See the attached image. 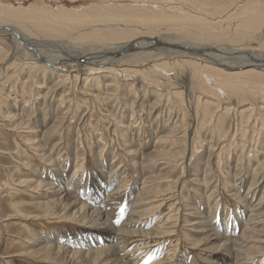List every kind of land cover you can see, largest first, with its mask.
Masks as SVG:
<instances>
[{
	"label": "rangeland",
	"instance_id": "obj_1",
	"mask_svg": "<svg viewBox=\"0 0 264 264\" xmlns=\"http://www.w3.org/2000/svg\"><path fill=\"white\" fill-rule=\"evenodd\" d=\"M253 1L0 0V24L7 23L21 30L26 37L38 42L40 49L50 58H72L83 51L101 48L113 50L121 42L142 35L186 45L229 46L264 55V0H256L257 4ZM249 2L253 3L247 5ZM62 10L68 22L57 23L53 16ZM19 12L27 16L23 18ZM81 12L94 14L93 20L83 23L84 27L83 24L74 26L67 14ZM48 14L53 20L44 17ZM31 15H38L40 25L29 21ZM102 18H107L108 22ZM119 18L125 22L118 21ZM48 21L65 30L60 29L54 33L56 36L40 31L42 25L48 26ZM6 40L0 38V62L9 58L12 64L7 69L4 63L0 67V264H101L106 258H102L104 253L101 254L105 252L102 247L106 243L94 240L106 238L107 231H101L97 222L100 220L95 221L90 210L101 206L102 202V217L106 216L117 228L124 225L128 229L167 231L172 229L169 226L182 213L184 216L189 211L190 214L207 213L213 229L220 233L223 231L231 239L241 235L248 213L241 210L238 198L245 195L251 180L255 182L250 186L251 190L256 186L259 192L257 198L262 193L260 187L264 185V109H261L264 108V96L230 91L224 83L228 80L225 78L233 77L229 82H246L248 87L255 89L257 85L253 76L235 75L231 70H221L218 66L176 54H156L145 45L146 49H135L131 56L127 53L129 57L126 59L131 60L132 65L115 66L118 71L94 73L95 67L85 63L87 61L69 62L56 70L61 75L66 70H73L68 77L63 79L54 75L48 80V71L38 69L44 65L42 61L29 59ZM230 61L232 59L224 60L226 63ZM154 63L158 65L155 68ZM53 68L56 69V65ZM97 75H105L103 84H110L104 85L109 93L102 102L92 100L83 92L91 88L90 84ZM101 80L103 78L98 79L99 84ZM37 81L39 88H35ZM42 82L46 87L50 86L47 93ZM99 89L107 92L102 85ZM35 92L43 96L42 99H36ZM20 106H27L24 109L27 116L19 120L20 124L15 129L12 126L15 120L4 118V114L16 111ZM14 107L18 108L14 110ZM165 128L168 129L166 132ZM42 134V150H51L50 160L39 158L36 153L40 150L36 151L24 142L34 136L39 139ZM159 134L164 137L158 144H161L160 148L156 149L163 152L153 151L152 145ZM208 155L211 156L210 162ZM244 165L250 166L252 171L247 180ZM30 172L34 174L32 177H29L32 175ZM205 173L211 178L204 180ZM59 174H62L61 182L66 186V193L76 198V203H70V198H66L57 208L37 206L35 195L38 188L34 190L21 180L36 178L48 183L55 181ZM112 178V188L108 189L107 180ZM191 178L199 179L202 186H194L189 181ZM93 180L102 188L101 198L96 201L91 198ZM204 191V196L208 197L200 198ZM77 201L90 206H86L84 212L82 210L84 217L87 214L85 218L72 216L71 212L80 207ZM61 208L70 209L62 213ZM132 209L135 210L133 216L147 217L143 226L132 227L123 223ZM66 215L70 218H65ZM189 217H184L180 223L182 226L179 225L175 231L177 234L171 233L159 239L143 237L146 243L143 242L141 247L157 245L159 253L152 261L165 256L175 264H204L201 257L214 261V251L220 250V243L199 240L190 244L194 229L200 231L197 238L206 231L202 223L189 226ZM234 226H237L235 231L231 229ZM116 237L126 244L127 251L130 247L139 250V237L122 231L117 232ZM87 241L92 246L84 244ZM45 245H51V248L43 250ZM240 245L242 243H238ZM58 246L66 249L57 250ZM67 249L81 252L70 256ZM135 253V256L128 253L120 255V264H136L135 260H140L142 254L141 251ZM256 263L252 261L251 264ZM263 263L262 260L257 264Z\"/></svg>",
	"mask_w": 264,
	"mask_h": 264
},
{
	"label": "bare ground",
	"instance_id": "obj_2",
	"mask_svg": "<svg viewBox=\"0 0 264 264\" xmlns=\"http://www.w3.org/2000/svg\"><path fill=\"white\" fill-rule=\"evenodd\" d=\"M256 3V0L253 1ZM253 2H249V4L247 5H250V3L252 4ZM253 4V5H256V4ZM143 4V3H142ZM128 5V4H127ZM133 5V4H132ZM135 5V4H134ZM246 5V7H247ZM108 6H111V5H108ZM116 6V5H115ZM144 6V5H143ZM154 6V5H153ZM157 6V5H156ZM259 6V5H258ZM261 6V4H260ZM58 7V6H57ZM98 7V6H97ZM112 7V6H111ZM140 7V6H139ZM249 7V6H248ZM252 7V6H251ZM21 8V7H19ZM17 8V9H19ZM23 8V7H22ZM21 8V9H22ZM91 8H94V7H91ZM114 8V6H113ZM130 8V7H129ZM135 8V7H134ZM156 8V7H155ZM159 9V7H157ZM59 9V8H57ZM61 9V8H60ZM90 9V8H88ZM109 9V8H108ZM123 9L125 10L126 7ZM128 9V8H127ZM142 9V8H140ZM34 10V9H33ZM36 10V9H35ZM34 10V11H35ZM49 10V9H48ZM84 10V9H83ZM101 10V8H100ZM117 10V9H115ZM130 10V9H129ZM139 10V8H138ZM143 10V9H142ZM146 10V9H145ZM153 10V9H152ZM157 10V9H156ZM161 10V8H160ZM165 10V8H164ZM22 11V10H21ZM26 11V10H24ZM30 11V10H29ZM32 11V10H31ZM33 11V12H34ZM37 11V10H36ZM43 11V10H42ZM40 11V12H42ZM58 11V10H57ZM65 11V10H64ZM90 11H92L90 9ZM96 11V10H95ZM39 12V11H38ZM71 12V11H70ZM100 13H103V10L102 12L99 11ZM116 12V11H115ZM124 12V11H123ZM172 12V11H171ZM27 13L30 14V12L27 11ZM37 13V12H36ZM68 13V12H66ZM95 13V12H94ZM106 13V12H105ZM104 13V14H105ZM137 13V11H136ZM17 14V13H16ZM35 14V13H34ZM43 14V13H42ZM63 10L61 13L58 14L57 12V15L53 16L54 18V21H57L58 22H61L63 20H65V22H68L66 19V17H64L63 15ZM102 14V15H104ZM110 14V13H109ZM117 14V13H116ZM130 14V13H129ZM146 14V13H145ZM150 14V13H149ZM148 14V15H149ZM161 14V13H160ZM160 14H158L160 16ZM166 15V13H164ZM18 15L20 16H23V18H25L27 15L23 14L22 13H18ZM38 15H40V13H38ZM38 15H31L29 16V18H31V20L29 21H32V23H35L37 25H40L39 22V17ZM44 15V14H43ZM42 15V16H43ZM67 15H70L68 18L70 19L71 23L74 25V26H79V25H82L83 23L85 22H88L93 20V17H94V14H89V13H73V14H67ZM99 15V13H98ZM101 15V16H102ZM108 15V14H107ZM127 15V14H126ZM133 15V14H132ZM138 15V14H137ZM143 15V14H141ZM152 15V14H150ZM25 16V17H24ZM50 16H52V14H50ZM109 16H113V15H109ZM120 16V15H119ZM147 16V15H146ZM145 16V18H146ZM156 16H157V13H156ZM167 16V15H166ZM175 16V15H174ZM44 17H46L47 19L51 20L52 18H49V14L48 15H45ZM43 17V18H44ZM107 17V16H106ZM150 17V16H149ZM152 17V16H151ZM163 17V16H162ZM169 17V16H167ZM66 18V19H65ZM157 18V17H156ZM160 18V17H158ZM99 19V18H98ZM104 19V18H102ZM107 19V18H106ZM104 19V20H106ZM116 19V18H115ZM115 19H112V20H115ZM27 20V19H26ZM46 20V19H45ZM53 20V19H52ZM96 20V19H95ZM94 20V21H95ZM111 20V18L109 19ZM122 19L119 18L118 21H120ZM169 20H172V19H169ZM176 20V19H175ZM179 20V19H178ZM252 20V19H251ZM44 21V20H43ZM53 21V22H54ZM103 21V20H101ZM107 21V20H106ZM124 21V20H122ZM139 21V20H138ZM155 21V20H153ZM173 21V20H172ZM254 21V19H253ZM259 21V20H258ZM50 22V23H49ZM92 22V21H91ZM100 22V21H99ZM104 22V21H103ZM108 22V21H107ZM125 22V21H124ZM127 22H128V19H127ZM134 22V21H133ZM147 22V21H146ZM159 22V21H158ZM163 22V21H162ZM166 22V21H165ZM175 22V21H174ZM105 23V22H104ZM131 23V22H130ZM137 23V22H136ZM144 23V22H143ZM153 23V22H152ZM156 23V22H155ZM160 23V22H159ZM171 23V22H170ZM187 23V22H186ZM48 26H45V25H42V27L40 28V31H43L45 32L46 34H56V32H60V29L61 31L63 30L61 27H58L56 25H51V21H48ZM93 24H96V22H94ZM92 25V27H94V25ZM100 24H102L100 22ZM158 24V23H157ZM162 24V23H161ZM182 24V23H181ZM185 24V23H184ZM60 25V23L58 24ZM155 25V24H154ZM248 25V24H247ZM252 25V24H251ZM260 25V24H259ZM262 25V24H261ZM31 26V25H30ZM61 26V25H60ZM67 26V25H66ZM99 26V25H98ZM102 26V25H101ZM65 27V26H64ZM63 27V28H64ZM83 27H84V24H83ZM97 27V26H96ZM146 27V26H145ZM188 27V26H187ZM256 27V26H255ZM39 28V26H38ZM67 28V27H66ZM75 28L74 27V31H75ZM90 28V27H89ZM89 28H85L86 30L89 29ZM226 28V27H225ZM70 29V28H69ZM84 29V28H83ZM82 29V30H83ZM84 29V30H85ZM91 29V28H90ZM65 30V29H64ZM63 30V31H64ZM74 31H70V32H73ZM77 31V30H76ZM69 32V31H68ZM54 34V35H55ZM63 34V33H62ZM61 34V35H62ZM68 34V33H67ZM59 35V34H57ZM64 35V34H63ZM62 35V36H63ZM119 35V34H118ZM158 35V34H157ZM56 36V35H55ZM68 36V35H67ZM5 38L7 39L11 44H12V48H15V50L19 51L21 54H24V55H28L27 57L29 59H32L34 60L35 62L36 61H42V63L44 65H40L38 69H46L49 73V76H48V80H51V76H54V75H57L55 77H63L64 79V76H67L70 74L71 71L73 70H66L64 71L65 74L64 75H61V73H59V71L57 72L56 70L59 69L60 67L62 68V66H64L66 63H76L77 61H87L85 63H88L90 64L91 66L95 67V72L94 73H102V72H107V71H118L115 69V66H131L132 65V61H128L127 57H129V55L131 54V52H133V50L137 49L138 50H141V49H152L154 50V52L156 51V54L159 53V54H163V53H171V54H176L177 56H180V57H185V58H192V59H196V60H199L201 62H204V63H209V64H212V65H215V66H218L219 68L222 69H225L226 70H231L233 71V74L235 75H251L253 76L254 78V82L256 83L257 87L255 89H252L250 87H248V85L246 84H243V83H240L238 81L237 82H229V79H232L233 77H229V78H225V79H228V80H225V83H224V87H226L227 89H229L230 91H236V92H247L249 95H252L253 93H257V94H261V96L263 97L264 96V55H261V54H257L255 52H251L250 50H238V49H232L230 48L229 46L228 47H223L221 45V47H218V46H208L207 44H198V43H193V44H183V43H176V42H167L161 38H155L153 36H139V37H135L133 39H130V40H126L124 41L123 43L121 42L119 45H117L113 50L111 48V50H108L107 48L106 49H99V50H96V51H83L81 52L80 54H77L75 56H73L72 58H68V57H57V58H50L49 56H46L45 55V52L42 51L39 47V43L36 42L35 40H31L30 38L26 37L24 35V33L21 32V30H19L18 28L14 27V26H11L10 24H0V38ZM6 40V41H7ZM50 40V39H49ZM47 41H45L46 43ZM163 44L164 46L160 45ZM42 44V42H41ZM145 45H146V48H145ZM210 45V44H209ZM216 45V44H215ZM44 46V45H43ZM113 46V45H112ZM97 49V48H96ZM80 50V49H79ZM135 52V51H134ZM110 53V55H108ZM129 53V55L127 54ZM136 53V52H135ZM134 53V54H135ZM132 55V54H131ZM130 55V56H131ZM235 55V56H234ZM226 56V58L224 57ZM12 57V56H11ZM127 58V59H126ZM4 59V58H3ZM12 59V58H11ZM126 59V60H125ZM184 59V58H183ZM226 59H232L233 61V64H232V61H230L231 63H226L224 62V60ZM182 60V59H181ZM135 62V61H134ZM195 62V61H194ZM6 64V68H8L9 65L12 64V62L9 60V58H6V60L4 62H0V67H3L2 64ZM78 64V63H77ZM56 65V69L53 68L54 66ZM106 65V66H104ZM160 65V64H159ZM45 66V67H44ZM74 66V65H73ZM98 66V67H97ZM158 65L156 63H154L153 65V68L157 67ZM164 66V65H163ZM75 67V66H74ZM162 67V66H161ZM28 68V67H27ZM195 68V67H193ZM37 69V68H36ZM130 69V68H129ZM210 69V68H209ZM30 70V69H29ZM153 70H156V69H153ZM3 72V71H2ZM62 72V71H61ZM78 73V72H77ZM63 74V73H62ZM27 77V76H26ZM29 77V75H28ZM50 77V79H49ZM61 77V78H62ZM68 77V76H67ZM66 77V78H67ZM105 75H97L93 78L92 80V83L90 84V87L89 90H87L86 92H84V95L86 96H89V97H92V100L93 99H96V100H100L101 102L104 101L106 99V96L108 95L107 93L108 92V88L105 87L104 85L106 86H109L110 84L109 83H106V84H103L105 83ZM100 78H103V80H101V84L98 83V79ZM108 78V77H107ZM55 79V78H54ZM84 79V78H82ZM46 80V79H45ZM81 80V79H80ZM85 80V79H84ZM84 80H82L84 82ZM63 81V80H62ZM81 81V82H82ZM51 82V81H50ZM95 82V83H94ZM36 85H35V88H39L41 87L39 84V81L35 82ZM44 82H42L41 84H43ZM58 83V82H57ZM86 83V82H85ZM54 84V82H53ZM44 85V84H43ZM55 85V84H54ZM84 85V83L82 84V86ZM102 85V88L103 90H106L107 92H101V89H99V87ZM255 85V86H256ZM45 86V85H44ZM43 87V86H42ZM50 87V86H49ZM49 87H46L45 86V90H46V93L47 91L50 89ZM223 88V87H222ZM42 89V88H40ZM81 89V88H80ZM83 90V88H82ZM81 90V91H82ZM85 90V88H84ZM134 91V90H133ZM36 93V99H42V97L40 96L39 93L35 92ZM104 94V95H103ZM253 94V95H254ZM130 95V94H129ZM25 102V101H24ZM26 103V102H25ZM25 103H23L25 105ZM25 107L27 106H20V108H16L14 107L13 109H17L16 111H13V112H7V114L3 113L5 115L4 118L6 117H9V119L11 120H15L14 123L12 124L13 127H15L16 129V126L20 124V119L25 116L26 114L24 109H26ZM261 109H264V108H261ZM42 110V109H41ZM27 112V111H26ZM121 113V112H120ZM263 113V112H262ZM2 114V115H3ZM32 114V113H31ZM3 115V116H4ZM260 115V114H259ZM27 116V115H26ZM17 121V122H16ZM192 122V121H191ZM23 126V125H22ZM24 127V126H23ZM123 129V128H122ZM157 129V128H156ZM168 129L165 128V132L167 131ZM30 131H33V130H30ZM123 131V130H122ZM163 131H164V128H163ZM28 132V131H27ZM32 133V132H31ZM190 134V133H189ZM44 134L41 135V137L39 139H37L35 136L31 139H26L24 142H26L27 146L28 147H31L33 149H35L36 151H38L36 154L39 155V158L43 159V160H50L51 159V156H50V152L51 150L49 151H43L42 150V145L40 143V139L42 138ZM39 136V135H38ZM163 137L164 135H158L156 136V140H155V144H153L152 146H154L155 152H158V151H161L163 152L162 149L160 150H157L156 148H158L159 146H161V144L158 146L159 143H161V141L163 140ZM160 148V147H159ZM222 149V148H221ZM57 150V149H56ZM172 150V149H171ZM55 151V150H54ZM129 151V150H128ZM131 151V150H130ZM130 153V152H128ZM165 153V152H164ZM174 153V152H173ZM263 153V152H262ZM131 154V153H130ZM211 156L208 155V161H209V158ZM53 158V157H52ZM203 158V157H202ZM237 158V157H236ZM54 160V159H53ZM248 160V158H247ZM254 161V160H253ZM51 162V161H50ZM210 162V161H209ZM248 162V161H247ZM98 165V164H97ZM246 167V165H244ZM248 166V164H247ZM253 167V166H252ZM197 168V167H196ZM195 168V169H196ZM60 170V169H59ZM117 171V170H116ZM124 171V170H123ZM122 171V172H123ZM196 171V170H194ZM244 175H246V180L248 178V176L251 174V170H250V166L249 168H244ZM251 171V172H250ZM77 171H75L76 173ZM121 173V171H119ZM32 175H30L29 177H32L34 174L33 172H30ZM74 173V174H75ZM113 174V173H111ZM110 174V175H111ZM60 176L53 182H44V181H37L36 178H28L26 180H21L22 182L24 183H27V185H31V188L36 190L38 188V192H36V205L40 206V207H52V208H57V207H60L62 206V201L66 198H70V203H73L75 204L76 203V198L68 195V193H66L65 191V187L64 185H62V177L61 175L62 174H59ZM109 175V176H110ZM193 175V174H191ZM243 175V176H244ZM80 176V175H79ZM78 176V177H79ZM109 176H106V177H109ZM242 176V175H241ZM81 177V176H80ZM195 177V176H194ZM193 177V178H194ZM191 178L189 181L192 182V184L196 187L199 188V186L201 185L200 184V180L198 179H193ZM196 178V177H195ZM210 179L211 177L208 176L207 173L204 174L203 176V179L204 180H207V179ZM242 178V177H241ZM245 178V177H243ZM38 179V178H37ZM236 179V178H235ZM49 180V179H48ZM97 180V179H96ZM96 180H93V189H90V190H93L91 191V198H93L94 201L98 200L99 198H101V190L102 188L95 185V182ZM204 180H202L204 182ZM241 180V179H240ZM78 181V180H77ZM146 181V180H145ZM210 181V180H208ZM108 182V186L107 188L108 189H111L112 188V184H113V178L111 179V181H109V179L107 180ZM242 182V181H241ZM146 183V182H145ZM208 183V182H207ZM65 184V183H64ZM71 185V184H70ZM75 185V184H74ZM143 185V183H142ZM146 185V184H145ZM252 185H255V182L253 180H251L250 184L247 186V191H245V195L243 196H239L240 198H238V202L236 200V202L238 203V205L240 206V208H242L241 210H243V212L248 213V217L245 219V222H246V226H245V222H244V225L242 226L243 228V231L241 233V235L239 237H236V238H233L231 239L230 237H227L223 234V231L222 233L220 232H217L216 230L213 229V227L211 226L210 223H212L209 219V216H207L205 213L201 214L200 212H197V214H190L189 211H187V213L185 214L184 213V216H183V213L182 215L177 218V220L172 223L173 225L169 226L171 227L172 229L171 230H167L165 231L164 229L160 232H152V229L151 231L149 229H144V228H137V229H128V228H125L124 225H121V227L117 228L115 227V225H112L114 223L110 222L109 220H107L106 216L105 218L102 217V212H103V208H102V205H103V202L101 204V206L99 207H95V208H91V212L92 214H94L95 216V221L97 220H100V221H97L98 222V225L100 226V229L101 231H107V237L106 238H101V239H96L94 240L95 242H103V243H106L105 245H103L102 247V250L105 249V252H101V254L104 253L103 257L104 258L106 256V258L104 259V261L101 262V264H120V262H122V257L120 255H126L127 253L130 254L131 256H135V251H141V254H142V257L140 260H135L136 261V264H149L150 261H152L156 255L159 253L158 249H157V245H150L149 246H143L141 247L142 243L145 242V240L143 239V237H151V238H161V237H167V236H170L168 234H171V233H175V231H178V227L180 225V223L184 220V217L185 216H190L189 219H188V222L190 223V225H196L198 223H202L204 225L203 229L206 231L205 234L201 237V238H197L198 237V234L199 232H197L196 229H194V232L193 233L194 235L190 237V240H189V243L190 244H195L197 241L201 240H207L209 242H212L214 244L216 243H220L219 247L220 250H216L214 251V254L216 255V258L213 259L214 261H207L205 258H200L202 260V262L204 264H251L252 261H255L257 263H259L260 261H264V185L260 187V192L262 191V193L260 194V197L257 198V191H256V186L251 190L250 186ZM72 186V185H71ZM202 186V185H201ZM239 186V185H238ZM95 187V188H94ZM216 187V186H215ZM241 187V186H240ZM98 188V189H96ZM67 190V188H66ZM238 190V189H237ZM110 191V190H109ZM229 192V191H228ZM179 193V192H178ZM200 193V192H199ZM70 194V193H69ZM169 194V193H168ZM167 194V195H168ZM205 194V191L202 193V195L200 196V198H204L206 196H204ZM234 194V193H232ZM166 195V196H167ZM171 195V194H170ZM174 195V194H173ZM123 196V195H122ZM114 197V196H113ZM130 196H127V198H129ZM164 197V196H163ZM174 197H177L174 196ZM208 197V195H207ZM206 197V198H207ZM98 198V199H97ZM123 198V197H122ZM162 198V197H161ZM165 198V197H164ZM169 198V197H167ZM173 198V197H171ZM170 198V199H171ZM205 198V199H206ZM114 199V198H113ZM126 199V198H125ZM174 199V198H173ZM176 199V198H175ZM83 200V199H82ZM116 200V199H115ZM122 200V199H121ZM129 200V199H127ZM159 201V199H157ZM203 200V199H202ZM257 200V201H256ZM119 201V200H117ZM165 201V200H164ZM167 201H169V199H167ZM179 201V200H178ZM204 201V200H203ZM160 202V201H159ZM158 202V203H159ZM182 202V201H180ZM77 203H80V207L78 206L77 209H75L74 211H72V216H74L75 218H78L79 216H82L83 218H85L87 216L84 217V214L82 213V210L87 206L88 208H90L89 205H87L86 203H83L82 201H77ZM109 203V202H107ZM163 203V202H162ZM173 203V202H171ZM112 204V203H111ZM110 204V205H111ZM118 204V203H116ZM180 204V203H179ZM115 205V204H114ZM112 205V206H114ZM163 204H158V206H161ZM174 205V204H173ZM172 205V206H173ZM104 206V205H103ZM119 206V205H118ZM152 206V205H151ZM158 206H154V207H158ZM205 206V205H203ZM92 207V206H91ZM108 207V206H107ZM183 207V206H182ZM190 207V206H189ZM187 208V209H190V208ZM209 207V206H208ZM110 208V207H108ZM106 208V209H108ZM113 208V207H112ZM110 208V209H112ZM138 208V207H137ZM192 208V207H191ZM194 208H197V207H194ZM65 209H70V208H61L60 211L63 213V211H65ZM72 209V208H71ZM152 209V207L150 208ZM149 209V210H150ZM186 209V208H185ZM81 210V211H80ZM156 210V209H155ZM196 210V209H195ZM80 211V212H79ZM135 210H131L129 212V218L124 221L123 223L128 225V224H131L132 227H135V226H143L144 223L146 222L147 220V217H142L141 218V215L139 216H133V213ZM138 211V210H137ZM197 211V210H196ZM210 211V209L208 210ZM79 212V214H77ZM84 212V210H83ZM128 212V211H127ZM126 212V213H127ZM145 212V211H144ZM150 212V211H149ZM151 212H153L151 210ZM157 212V211H156ZM70 213V214H71ZM85 213H87L85 211ZM158 213V212H157ZM209 213V212H208ZM120 214V213H119ZM153 214V213H152ZM155 214V213H154ZM179 214V213H178ZM210 214V213H209ZM138 215V214H137ZM145 215V214H144ZM213 215V214H212ZM215 215V214H214ZM214 215L212 217H214ZM133 216V217H131ZM219 216V215H218ZM247 216V215H246ZM131 217V218H130ZM150 217V216H149ZM211 217V216H210ZM233 217V216H232ZM65 218H70L69 215H66ZM126 218V217H125ZM152 218V217H151ZM159 218L156 217V219ZM161 218V217H160ZM144 219V220H142ZM154 219V220H156ZM125 220V219H124ZM161 220V219H160ZM164 220H166L164 218ZM214 220V218L212 219ZM145 221V222H144ZM151 221V220H150ZM162 221V220H161ZM167 221V220H166ZM144 222V223H143ZM154 222V221H153ZM158 222V221H157ZM164 222V221H163ZM161 222V223H163ZM223 222V221H222ZM232 222V221H231ZM234 222V221H233ZM236 222V221H235ZM154 224V223H153ZM152 224V225H153ZM231 224V223H230ZM236 224V223H235ZM160 225V223H159ZM162 225V224H161ZM227 225V224H226ZM238 225H239V221H238ZM182 225H180L181 227ZM241 226V224H240ZM245 226V227H244ZM127 227V226H126ZM179 227V228H180ZM215 227V226H214ZM223 227V226H222ZM237 227V226H236ZM236 227H232L231 229L234 228V231L236 229ZM168 228V226H167ZM99 229V230H100ZM227 229V228H226ZM239 229V228H238ZM237 229V230H238ZM1 230V229H0ZM183 230V229H182ZM223 230V228H222ZM125 232V233H129L130 235L132 236H136V237H139L140 240L138 242V244L140 245V248L139 250L135 249L134 247H130L128 248L129 251H127V248H126V244L122 243V241L118 239V237H116V233L118 232ZM189 231V230H188ZM232 231V230H231ZM182 232V231H181ZM226 233V231H225ZM235 233V232H234ZM177 234V233H175ZM202 234V233H201ZM85 235L87 237L90 236L89 233H85ZM152 235V236H151ZM196 236V237H195ZM114 237V239H113ZM178 237V236H177ZM158 238V239H159ZM183 238V237H182ZM181 238V239H182ZM108 239V240H107ZM113 239V240H112ZM122 239V238H121ZM169 239V237H168ZM171 239H173L171 237ZM165 240V239H164ZM175 240V239H173ZM112 241V242H111ZM138 241V240H137ZM166 241V240H165ZM168 241V240H167ZM160 242V241H159ZM163 242V241H161ZM200 242V241H199ZM88 243V245L92 246L91 242L90 241H87V242H84V244ZM108 243V244H107ZM110 243V244H109ZM135 243V242H134ZM146 243V242H145ZM149 243V242H148ZM157 243V242H156ZM154 243V244H156ZM181 243V241H180ZM179 243V244H180ZM238 243H242V245H240V247L238 246ZM176 244V243H174ZM253 245V246H252ZM89 246V247H90ZM160 247V245H159ZM176 247V245H175ZM45 248H51V245H45L44 248H42L43 250ZM137 248V247H136ZM164 248V247H163ZM174 248V247H173ZM40 249V248H39ZM57 250H63V249H66L65 247H62V246H58L56 248ZM171 250V249H170ZM68 252H70V256H76L78 253L81 252V250H68ZM96 251H101V250H98L96 249ZM95 251V252H96ZM124 251V253H123ZM176 252L175 248L173 250V253ZM161 253V252H160ZM168 253V252H167ZM106 254V255H105ZM139 255V254H137ZM169 255V254H168ZM88 255H86L85 257H87ZM165 256V255H164ZM138 257V256H137ZM169 257V256H168ZM168 257L165 256L164 259H161V260H155V261H152V263L150 264H175V261L171 262V260L168 259ZM124 258V257H123ZM136 258V257H134ZM133 259V258H132ZM171 259V258H170ZM131 261V260H130ZM256 263V264H257ZM264 264V263H263Z\"/></svg>",
	"mask_w": 264,
	"mask_h": 264
},
{
	"label": "snow or ice",
	"instance_id": "obj_3",
	"mask_svg": "<svg viewBox=\"0 0 264 264\" xmlns=\"http://www.w3.org/2000/svg\"><path fill=\"white\" fill-rule=\"evenodd\" d=\"M119 221H117V223H118Z\"/></svg>",
	"mask_w": 264,
	"mask_h": 264
}]
</instances>
